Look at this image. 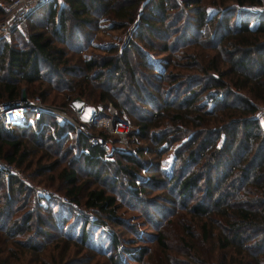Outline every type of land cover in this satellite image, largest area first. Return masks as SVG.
<instances>
[{
    "label": "trees",
    "instance_id": "1",
    "mask_svg": "<svg viewBox=\"0 0 264 264\" xmlns=\"http://www.w3.org/2000/svg\"><path fill=\"white\" fill-rule=\"evenodd\" d=\"M62 1L59 6H56L55 0H50L41 5L30 6L26 13L17 12L10 24V38L0 40V102L17 101L20 97V81L33 82L39 79L41 63H44L51 70L45 78L49 87L63 89L70 95L79 94L86 102L109 101L122 107L129 115L134 111L136 113L134 100H144L143 95L132 94L123 80L125 70L130 72L131 78L137 72L131 65L129 51L135 48L143 57L142 64L148 69L152 68L135 38L146 41L148 36H162L165 39L171 37L170 41L162 43L161 51L179 48L177 40L180 37L183 44L195 43L202 47V50L198 48L188 53L190 58L183 63L171 56L172 64L185 67L194 64L198 69L197 75L187 71L168 70L163 71L160 76L156 75L165 79L167 86L161 92L147 91L150 98L145 101L152 103L153 107L144 109L142 114H135L132 120L136 125L132 134L147 139L150 146L148 149L147 146L137 145V157L145 152L159 154L175 140H180L175 149L172 168L181 169L178 173L173 172L167 176V180L172 181L170 185H160L162 180L152 174H148L146 180L140 176L136 181L137 172L130 165L122 164L120 170L129 173L126 181L128 188L122 194L125 200L133 202L138 201L150 186L168 188V194L162 195V198L172 205L160 204L157 210L160 220L168 223L172 216H176V222L180 226V245L186 248L193 261L199 262L197 264H264V106L260 117L256 115L260 110L258 102L264 105V7L257 9L263 0ZM232 4L238 8L231 6ZM211 6L215 8V12L210 13ZM241 6L243 9L239 8ZM246 7H255V11L248 13L251 16L236 13L234 20L231 19L235 9L246 12ZM39 9H45L49 19H56L54 31L73 53L51 45L50 40L48 45L47 39H42L39 32L29 33L30 46L19 48L11 44L13 34L17 33L16 24H19L24 15L29 17ZM101 18H106L108 27L125 29V40L120 46L108 44L105 47L108 53L105 55L82 57L79 55L84 48L81 40L87 42L90 36H84L87 33L82 29L97 26ZM68 24L76 26V37L71 33L66 34ZM188 35L191 42H187ZM78 37L80 43L70 41V38ZM206 48L215 52L207 55L204 51ZM74 54L77 57L73 59ZM166 63V66L171 63L170 57H166ZM149 73L154 74L152 70ZM66 76L68 77L65 78ZM101 78L104 81L100 83ZM134 79L140 87L139 80ZM198 84L200 90L197 92ZM160 86L154 85L155 90ZM131 95L135 97L131 98ZM32 113V110H27L29 118ZM46 116L47 113L42 111L38 117H34V125L28 121L15 124L8 130L0 122V155L8 162L23 164L28 159L30 148L42 142L41 130ZM54 122L57 124L58 135L67 137L74 129L70 123ZM28 132L34 135L31 138L32 144L27 143ZM75 134L77 145L84 147L80 150L84 164L96 176L100 164L107 160L104 157L106 151L101 144L92 142L80 130H75ZM98 134L106 140V133L99 131ZM51 135L49 133L48 136ZM219 137L222 138L221 143L217 144ZM123 156L134 163L137 161L130 153ZM55 164L56 160L51 163ZM143 165L142 162L141 166ZM196 166L203 170L201 176L191 172ZM212 172H215L214 177ZM57 174L66 181L65 193L71 201L99 211L100 214L91 219L93 224H100L102 227L108 225L106 217L112 222L121 223L116 214L119 205L115 194L99 186L88 188L80 196V184L74 169L61 167ZM201 177L206 181L202 196L188 204V199L191 200L193 196L192 190ZM224 180L226 183L222 186ZM111 185L118 187L114 182ZM219 186L222 188L218 189ZM15 188L21 194L22 182L12 174L4 177L0 170V213L8 211L12 199H16L13 195ZM173 193H176L177 198ZM133 197L135 199L131 200ZM146 204L154 209L158 208L153 200ZM178 210H183V213ZM185 213L199 220L201 238H208L211 248L220 251L215 259H204L200 249L194 248V222L183 215ZM61 217L64 223L63 216ZM39 220L44 221L40 216ZM63 225L61 223V227ZM86 226L85 223L82 225L79 236L64 234V238L104 254L113 264H118L123 252L138 260V264H150L144 258L149 255V245L127 246L113 230L110 234L111 248H90L91 244L86 240L89 236ZM3 230L5 236H2V240L8 242L7 233L19 232L20 228L19 231ZM149 235L155 240V248L159 253L155 264H181L169 252L166 234L162 229ZM253 237L256 238L252 240ZM6 241L0 245V264H8L10 261L9 254L12 250ZM18 244L21 248L35 250L37 256L40 254V249L30 241H19Z\"/></svg>",
    "mask_w": 264,
    "mask_h": 264
},
{
    "label": "rangeland",
    "instance_id": "2",
    "mask_svg": "<svg viewBox=\"0 0 264 264\" xmlns=\"http://www.w3.org/2000/svg\"><path fill=\"white\" fill-rule=\"evenodd\" d=\"M62 2V0H55L56 6L61 5ZM231 6L236 7V9L238 8L233 4ZM211 7H209L210 13L215 12V8ZM239 8L243 9L242 6ZM26 9L28 8L23 9L21 13L23 14ZM236 9L234 10L231 19L234 18L236 13L247 15L250 11H255V7L251 9L247 7L244 8L247 9L246 12L239 9L236 11ZM257 9H260V6L257 7ZM248 15L251 16V14ZM55 20L56 19H49L46 17L45 9L34 11L29 17H25L24 15L20 19V26L18 25L19 27H17L18 29L16 30L17 33L13 34L11 44L19 48L22 46H30L28 40L29 33L39 32L41 33L42 39H47L48 45L50 40L51 45L65 48L68 53H73L71 48L67 46L66 42L59 40L57 32L54 31ZM107 23L108 21L106 18H101L100 21H98L97 26L82 29L83 32L85 31V33H87L84 34V36H88V34L90 36L87 42L81 40V43H83L82 47L84 48L79 52V55L82 57L105 55L108 53L105 49L108 44L114 43L117 46H120L124 42L127 31L122 27H108L106 25ZM100 24H103L104 26H99ZM67 27L68 30L66 31V34L71 33L70 35L76 37L74 35L77 32L76 26L68 24ZM170 39L171 37L165 39L162 38V36H148L146 41H141L140 39L135 38L138 46L144 50V57L148 58L149 64L152 65V68L148 69L146 65L142 64L141 59L143 57L139 55L135 48L129 51L131 65L134 68V71L137 72H135L134 77L132 76L131 78L130 72L125 70L123 80L125 85L129 87L130 92L132 91V94L136 95V93H139L143 95L142 99H144L143 101L134 100V104L139 108H136V113L134 111L129 115L122 107H117L109 101H97L96 103H91L89 101L86 102V100L79 94L70 95L63 89L49 87V82H47L45 78L46 76H49V71L51 72V70L49 66L44 63H41L40 71L42 72L39 79H36L33 82H25L24 80L20 81L19 101H38L43 104L44 107H47L48 109L50 107L54 110H42L47 113V116L44 118V125L41 124L43 125V129L41 130L43 136L40 137L42 140L41 144L34 145L30 148L28 159L23 164L17 165L15 162L10 164L11 167L14 168L12 170V175H15L22 182L23 189L21 194H19L15 188L16 191L14 190L13 195L16 199L14 201L12 199L8 211L0 213V225H2V227H0V245H3L6 241L5 239V241L2 240V236H5L3 229L19 231L18 228H20L19 232L7 233L9 240L8 242L6 241V244H8V247L12 250L9 254L10 261L8 264H113V261L107 259L104 254L97 253L82 243L64 238V234H71L74 237L79 236L84 223L87 225L86 228L88 229L87 233L89 236L86 240L91 244L90 248L102 247L106 250L109 249V247L111 248L110 234L113 230L117 232L121 242L127 246L130 245L132 247H137V245L140 244L149 245V255L144 256V258L146 257L150 264H155L158 261L159 253L155 248V240L151 239L149 234H156L157 230L162 229L166 234V241L169 244V252L174 255L175 260H179L181 264L199 263L193 261L190 254L187 253L186 248L180 245L178 237L180 234V226L176 222V216H172L168 223L163 222V219L160 220L161 216L157 212L160 204L166 203L172 205L162 198V195L168 194V188L160 189L150 186L144 194L140 195L138 201L135 200L136 202L125 200L124 195L122 194V192H125L128 188L126 181L129 176V173L121 171L122 164L130 165L132 169L137 172V175L135 176V178H137L136 181H138V177L140 176H143V180H146L148 174H152L156 178L162 180V183L159 182L160 185H170L172 181L167 180V176L173 172L178 173L181 169L177 167L173 170L172 168L175 149L178 147L180 140H175L168 146V148H165L159 154L145 152L137 157V145H144V147L147 146L148 149H150V146L147 139L139 138L135 133L132 134V132L136 130V125L132 121L136 116L135 114H142L144 113V109H150L153 107L151 105L152 103L145 101L150 98L149 92L147 93V91L150 90L154 93L157 91L161 92L165 86H167L166 80L157 76L162 75V72L167 70L187 71L197 75L196 73L198 69L194 64H190L187 67L172 64L173 59L171 56L177 59L180 63H183L186 59L190 58L188 57V53L196 51L198 48L199 50H202V47L195 43L183 44V40L180 37L177 40L179 48L175 50L170 48L161 51L160 46L162 43L164 41H170ZM187 39V42H191L192 40L189 38V35L187 36ZM71 40H73L74 43H80L79 37L70 38V41ZM204 51H206L207 55L215 52V50L209 48H206ZM75 57L77 56L74 54L73 59ZM166 57H170L171 60V63L168 64V66H166ZM192 65L195 68L192 67ZM151 70L154 74L149 73ZM104 73L107 72L104 71ZM67 77L68 76L65 78ZM104 78L99 79V82H103ZM134 78L139 80L140 87L136 85ZM132 82L134 83L133 85L130 84ZM154 85L161 86L158 90H155L156 88ZM196 88L198 92L200 90L199 84ZM134 95H131L130 97L134 98ZM97 103L102 104L106 121H109L110 118L108 126L105 124L84 121V130L88 133L80 130L83 134L88 136L89 140L94 136H102L98 134L99 131H103V133H106L107 135L105 142L109 149H105L106 155L104 156L107 160L105 163L100 164L99 173L94 176L92 172L88 171L86 164H84V158L80 153V150H83L84 147H79L80 145H77L75 130L79 129L74 126L73 123L66 119H62L61 117L62 115H65L75 119L77 111L82 108V105H85V108L81 111V117L83 119H88L92 114L91 107L95 106ZM258 104L260 110L256 112V115L260 117L264 105L262 102H258ZM42 111L33 110V113L30 115V122L32 125L35 124L34 117H38ZM113 115H116L118 118L126 119L128 123L116 124V117L114 118L116 120L111 118ZM49 116L51 118H49ZM54 121H57L59 124L65 122L70 123L75 130L73 129V131L69 132L67 137L63 134L58 135L56 133L57 124ZM49 133L52 135L48 136ZM28 134L29 140L27 143L32 144L31 138H33L34 135H32L31 132H28ZM221 139V137L217 139V144L221 143ZM128 153L132 154L133 157H136V163L125 159L123 155ZM0 160L4 162L7 161L1 155ZM55 160L56 164L51 165ZM142 162L144 163L143 166H141ZM177 165L178 163H176V166ZM61 167L72 168L76 171L77 182L80 184V196H82L88 188L99 186H103L107 192L115 194L119 205L116 209V214L121 223L117 224L112 222L109 218H105L104 216L108 225L102 227L99 226L100 224H93L91 219H93L95 215H99V211L91 209L90 207L85 208L82 203H75L69 199V196L65 193L66 181L58 177L57 174ZM190 169L187 170V172L190 171ZM236 169L237 168L235 167L234 170ZM191 172H193V175L196 174L201 176L203 170L200 166H196ZM211 174H213L212 177H214L215 172H212ZM3 176L7 177L8 175H5L4 173ZM226 180H224V183L222 182V186H224ZM111 182L118 184V187L111 185ZM205 182L202 177L201 179H198L196 188L192 190L193 196L191 200L188 199V204L202 196ZM222 186H219L218 189H221ZM174 195L177 198L176 193H173V196ZM134 199L135 197L131 200ZM144 199L147 201H143ZM148 199L155 201L158 208L156 206L157 209H154L153 206L151 207L149 204H146V202H149ZM37 204L39 207H37ZM42 206H44V208ZM178 211L182 212L183 210ZM61 215L63 216L64 223L62 222ZM101 215H104V213ZM183 215L189 218L190 221L194 222V248L200 249L203 253L204 259H215V256H217L220 251L211 248L210 240L208 238H201L199 220H196L195 217L190 216L188 213ZM39 216L42 217L44 221H40ZM28 217H30L29 220L24 223ZM89 220L90 222H88ZM154 220L159 222H153ZM61 223L64 224L63 227H61ZM45 231L47 233H44ZM139 235L141 237L137 238ZM131 237L134 238L131 239ZM256 237L251 239L254 240ZM19 241H30L31 243H34L36 247L40 249V254L37 256L35 250L21 248L18 244ZM192 250L194 251V249ZM138 263V260L128 256L127 252H123L122 258L118 262V264Z\"/></svg>",
    "mask_w": 264,
    "mask_h": 264
},
{
    "label": "built area",
    "instance_id": "3",
    "mask_svg": "<svg viewBox=\"0 0 264 264\" xmlns=\"http://www.w3.org/2000/svg\"><path fill=\"white\" fill-rule=\"evenodd\" d=\"M50 0H0L1 5V12H0V40H8L11 35V26L10 24L13 22L14 17L16 16L17 12H21L25 8H29L32 5H41L44 3H47ZM260 7H264V0L259 5ZM19 24H16V27ZM8 102H0V122L2 124V127L6 130L10 129L15 124H24L28 121H30L29 116L27 115V110H35V111H42V110H49L53 111L54 109H49L47 107H44L43 104H41L38 101H10L9 103H18V106L10 107L7 109H4L5 104ZM110 107V106H109ZM85 108V105H82V108L77 111V115L75 119H72L70 117H67L65 115H62V119H66L74 124L79 130H82L85 133H88L84 130V121L90 122V123H98V124H105L108 126L109 121H106V116L103 113V106L101 103H97L95 106H92V114L88 119H83L81 117V111ZM117 121H115L116 124L118 123H128L126 119L118 118L116 115L112 116L111 118H115ZM108 119V118H107ZM114 119V120H116ZM91 141H97L99 142L102 147L106 150L109 149L107 143L105 140L100 137H91ZM12 162H4L0 160V170L5 173V175L12 174V170L14 168L11 167Z\"/></svg>",
    "mask_w": 264,
    "mask_h": 264
},
{
    "label": "water",
    "instance_id": "4",
    "mask_svg": "<svg viewBox=\"0 0 264 264\" xmlns=\"http://www.w3.org/2000/svg\"><path fill=\"white\" fill-rule=\"evenodd\" d=\"M18 106V103H6L4 106V109L10 108V107H15Z\"/></svg>",
    "mask_w": 264,
    "mask_h": 264
}]
</instances>
